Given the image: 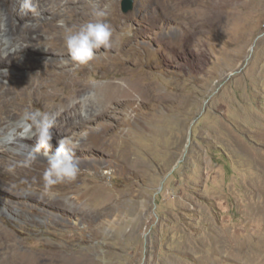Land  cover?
<instances>
[{
	"label": "rangeland",
	"instance_id": "374dc122",
	"mask_svg": "<svg viewBox=\"0 0 264 264\" xmlns=\"http://www.w3.org/2000/svg\"><path fill=\"white\" fill-rule=\"evenodd\" d=\"M123 1H72V14L56 19L75 31L83 20L76 13L89 21L104 11L112 47L97 50L86 65L60 56L64 65L50 66L52 74L43 79L50 83L46 99L34 92L40 82L33 76L54 52L38 55L44 60L26 71L31 77L12 74V81L2 73L15 64L0 59V170L26 168L10 177L6 192L9 176L0 173V206L16 201L14 211L0 213V264H264V215L255 210L264 208V0H130L127 11ZM25 23L47 30L37 20ZM57 31L64 42V28ZM136 75L186 103L138 100L128 114L110 104L115 114L75 130L69 151L76 178L46 188L45 152H54L61 138L52 139L49 150L41 147L25 114L59 109V97L84 85L90 88L85 106L96 114L99 86ZM80 101L73 94L66 104ZM122 116L132 118L130 126L117 122ZM9 121H19V130ZM143 122L149 131L138 126ZM97 123L110 127L107 145L126 139L125 150L81 147L103 133ZM130 127L131 135L122 136ZM8 135L11 148L4 143ZM21 136L31 139L16 141ZM95 187L105 191L97 197ZM80 191L83 202L65 203ZM107 211L104 222L93 217ZM7 248L16 253L7 258Z\"/></svg>",
	"mask_w": 264,
	"mask_h": 264
},
{
	"label": "bare ground",
	"instance_id": "6f19581e",
	"mask_svg": "<svg viewBox=\"0 0 264 264\" xmlns=\"http://www.w3.org/2000/svg\"><path fill=\"white\" fill-rule=\"evenodd\" d=\"M72 1H76L75 3H77V2H80L82 0H66L65 2L64 1L60 2V0H33V3L37 5V11L36 12H29L25 16L20 11V6H19L18 0H0V3H2L4 5V12L0 8V47L3 48L2 54L0 55V59L4 63L15 64V66H13V65L9 66L8 70L6 69L7 71H4V72L2 71L3 75L4 74L7 75L8 81H12V80H9L10 77L12 76V74H21V77H26V76L31 77L32 73L29 74L26 71L30 68H35V67L41 66V63L38 61L39 59L42 58V57H40L41 56L40 53L42 54V53L54 52L55 55H49L48 54V58H49V59H47L48 61H46L45 63L43 62V64H44L43 65V67H44L43 72L35 73L33 76V78H36V80H38L40 82V84L34 88V92L40 98L46 99L48 94H46L44 88L47 86H50V83L49 82L43 83V79L48 78L52 74L49 72L50 66L56 65V64L64 65L63 61H62V63L60 62L61 59H59L60 61L58 60V58L60 56L63 57L65 55H68L67 49L65 48V45H64V42L61 43L60 39H58V37H57V33L59 30L57 31L58 25H57V23H55V21L58 17L65 16L66 14H69V13L72 14V12H73ZM76 14H78V16H79L78 18L76 17L78 20L83 19V20H81V23H77L76 27L78 30L82 24H84L88 21L85 19L84 15H81V13L78 12ZM28 18L33 20V21L34 20L40 21V23L43 24L47 30L45 32L43 31L41 33L39 27H37L36 25H33L32 23L26 24L25 20ZM14 19L17 21H14ZM62 33H64V32H62ZM63 41H64V39H63ZM38 55H40V56H38ZM43 58H42V60H44ZM29 72H30V70H29ZM139 74H142V73H139ZM56 75L59 76V75H63V74L62 73H56ZM154 87L151 83L141 81V78L140 77L138 78L137 75L135 77L133 76V77L129 78V80L122 78V77L117 78V79H115L114 77H110V79H108L105 82V84L98 87L97 91L100 94V97H99L100 108L98 109V113L95 114L90 109L86 108L85 102H84L85 101L84 97L88 93V92L86 93V91L87 90L89 91L90 88L87 85L76 86V87L71 86L68 89V91L65 93L66 94L65 96L59 97V100L56 103V105L57 104L59 105V109H56V110H52V109L47 110L46 109V111H45V115L48 117L49 120L52 121V126L50 128V132L52 133L53 139H60V138L69 137V134L71 133L72 137H69V138H71L73 140L74 137L77 136L75 133L76 129L81 128L86 123L91 122L93 120H97L100 117H106L110 113L115 114L116 112L114 111V109H112L110 107V104H112L114 102L117 103V106L120 110V111L118 110V113L120 112L119 114H128L127 113L128 110H130V111L137 110V105L135 104V102L138 100L145 102V103H152V101H155V100L166 101L169 98V100L174 102V103H177V102H180L178 104L186 103V99L179 101V95H176L175 93L170 94V95H162V94H159V92L157 93L156 90L154 89ZM73 94L76 97L81 96V101H80L81 103L75 102L71 106H69L68 104H66V102L71 99ZM56 96H53V98ZM185 98H187V97H185ZM185 107L187 108V106H185ZM11 111L12 110L7 111L8 115L11 113ZM131 120H132V118H130V116L129 117H123L122 116V117L118 118L117 122H123L125 126H130L131 122H132ZM19 123H20L19 121H15V122L9 121L8 122L9 125L15 126L13 128V131H16L18 129V126L20 125ZM97 124L105 127V130L103 131V133L95 134L93 136L92 135L88 136L87 139L89 137H91L92 141L89 140L88 143L80 145L81 147L84 146L87 149H92V148L102 149L104 147L106 148V146H107L109 149L114 151L115 150L114 146H115L116 149L120 150L121 152L123 150H125L124 149L125 147L122 148L123 146H121V145L126 139H122L120 141H117V142L111 143L110 145H107L105 143V141H106V139L109 138L107 135H108V131L110 130L109 129L110 127L107 123H97ZM138 126L141 128V130L149 131L148 126H146V123H144V122L140 123V124L138 123ZM130 128H126L125 133H122V136L131 135V130L133 128H131V129ZM35 134L31 135L29 131H26V133H25L26 136L31 137L33 140L37 136ZM31 138H25V137L21 136L19 138L17 137L16 141L17 140L27 141ZM112 138H114V135H112ZM10 140L14 141L13 135H11V136L8 135L7 137H5L4 143L8 146H10L11 144H14V142L12 143V141L10 142ZM9 148H11V146ZM131 149H133V148H131ZM15 161H18V160L16 159ZM29 161L32 163L36 162L33 159H30ZM34 165H36V164H34ZM22 168L23 167H19L17 165H11V167H8L7 169L0 170V173H2L3 175L9 176V177H7V176L5 177V181H7L6 185L3 186V187H5V188H3V190L5 192L11 187L9 185V182H8L10 177H15V176L19 177V175L22 174L21 172H24V170L26 169L25 168L23 170ZM39 168H38V165L34 166V169L32 171H37V170H39ZM30 176H32V175H30ZM40 181H42V179H40ZM26 184H28V183H26ZM26 187H27V185H26ZM22 188H23L22 185L21 186L20 185L15 186L16 191H19ZM60 188L61 187H59V189ZM93 190H95L97 192V197L102 195L103 192L105 191L100 187H95ZM77 192H78V190H77ZM91 192H93V191H91ZM15 193H14V195H16ZM79 193L80 194H77L75 196L68 197L65 200V203L66 202L67 203H76V204L80 203L82 201V198L85 197L86 193L82 192V191H80ZM104 194H106V193H104ZM24 196L26 197V195H24ZM7 198H10V197H7ZM53 198H56V197H53ZM102 198L104 199V197H102ZM26 200H28V199H26ZM28 201L30 202V200H28ZM58 201H60V203H63L62 200H58ZM92 201H94V200H92ZM15 203H16V201L13 200L12 198L7 199L5 201V203L2 206H0V213L3 214V212H5V211L13 210L12 209L13 207L11 204H15ZM81 204H83V203H81ZM18 206L23 207L24 205H23V203H21ZM262 206H261V208H262ZM50 210H52V209H50ZM85 210H87V209H85ZM255 210L258 214H261V215H259V217L264 215V208H263V210L262 209L260 210V207H258V205H257ZM108 212L109 211L104 212L102 214H98V216H93V217L104 222L105 217H107V215H108L107 214ZM97 219L95 221H97ZM262 219H264V218H262ZM91 220H94V219L91 218ZM116 220H114V222ZM109 221H110V219H109ZM0 234H1V231H0ZM257 242H259V241H257ZM12 249L13 248H11V249L7 248L5 251H3V253L2 252L1 253H2V255H6V256L8 255L7 258L11 257L16 253V250L14 249L12 251Z\"/></svg>",
	"mask_w": 264,
	"mask_h": 264
},
{
	"label": "clouds",
	"instance_id": "9594fccd",
	"mask_svg": "<svg viewBox=\"0 0 264 264\" xmlns=\"http://www.w3.org/2000/svg\"><path fill=\"white\" fill-rule=\"evenodd\" d=\"M18 2L20 11L25 16L29 12L37 11V5L33 3V0H18ZM105 15L104 11H96L94 13L95 19L82 24L75 31L67 28L64 20L57 21L58 26L65 30L64 45L72 61L86 65L93 59L97 50L101 48L111 49L112 28L103 19ZM24 119L33 120L39 134V145L49 150L52 147L51 141L53 139L50 132L52 121L46 115L41 116L39 113H26ZM70 146H74V141L65 137L56 142L54 152H45L48 167L43 173V180L46 188L76 178L79 169L74 161L73 153L69 151Z\"/></svg>",
	"mask_w": 264,
	"mask_h": 264
},
{
	"label": "water",
	"instance_id": "95a60500",
	"mask_svg": "<svg viewBox=\"0 0 264 264\" xmlns=\"http://www.w3.org/2000/svg\"><path fill=\"white\" fill-rule=\"evenodd\" d=\"M121 8L123 11H127L131 8V1L130 0H124L121 4Z\"/></svg>",
	"mask_w": 264,
	"mask_h": 264
}]
</instances>
